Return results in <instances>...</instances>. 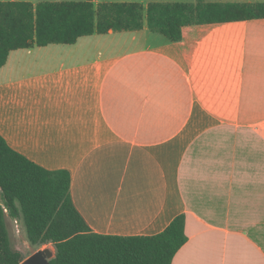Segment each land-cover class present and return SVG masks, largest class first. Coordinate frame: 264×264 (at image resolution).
Here are the masks:
<instances>
[{
  "label": "crops",
  "instance_id": "0c3cea01",
  "mask_svg": "<svg viewBox=\"0 0 264 264\" xmlns=\"http://www.w3.org/2000/svg\"><path fill=\"white\" fill-rule=\"evenodd\" d=\"M22 1L85 0H0ZM0 135L71 174L91 233L149 237L184 215L172 264H264V18L186 26L179 42L145 27L12 51Z\"/></svg>",
  "mask_w": 264,
  "mask_h": 264
},
{
  "label": "trees",
  "instance_id": "16d2710c",
  "mask_svg": "<svg viewBox=\"0 0 264 264\" xmlns=\"http://www.w3.org/2000/svg\"><path fill=\"white\" fill-rule=\"evenodd\" d=\"M0 2V69L9 54L35 46L73 45L80 38L148 27L170 42L186 26L264 18V4ZM71 174L48 171L12 149L0 135V264H21L8 219L22 224L33 246L51 244V264H172L187 243L185 216L160 234L117 237L91 233L71 198Z\"/></svg>",
  "mask_w": 264,
  "mask_h": 264
},
{
  "label": "rangeland",
  "instance_id": "374dc122",
  "mask_svg": "<svg viewBox=\"0 0 264 264\" xmlns=\"http://www.w3.org/2000/svg\"><path fill=\"white\" fill-rule=\"evenodd\" d=\"M8 226L11 234V241L13 247L20 251L25 256H30L38 250L49 248L55 251L54 247L49 245L44 246H33L28 241L26 231L22 224L17 223L13 220L8 219Z\"/></svg>",
  "mask_w": 264,
  "mask_h": 264
},
{
  "label": "water",
  "instance_id": "95a60500",
  "mask_svg": "<svg viewBox=\"0 0 264 264\" xmlns=\"http://www.w3.org/2000/svg\"><path fill=\"white\" fill-rule=\"evenodd\" d=\"M55 257V251L46 248L38 250L28 258H26L21 264H51L50 261Z\"/></svg>",
  "mask_w": 264,
  "mask_h": 264
}]
</instances>
